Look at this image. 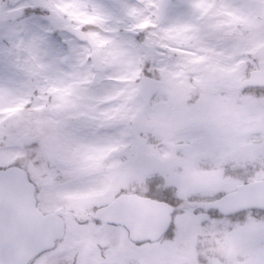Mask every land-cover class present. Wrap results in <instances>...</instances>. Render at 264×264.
Listing matches in <instances>:
<instances>
[{
    "label": "snow or ice",
    "instance_id": "1",
    "mask_svg": "<svg viewBox=\"0 0 264 264\" xmlns=\"http://www.w3.org/2000/svg\"><path fill=\"white\" fill-rule=\"evenodd\" d=\"M41 10L48 23L20 36L0 69V264H96L93 243L111 255L100 241L114 243L133 213L121 184L161 144L240 132L246 108L264 156V0H25L10 11L28 26ZM257 176L264 168L241 182ZM160 183L149 180L146 198L173 209L164 239L174 240L179 202L156 194ZM230 218L252 233L240 250L264 264V209Z\"/></svg>",
    "mask_w": 264,
    "mask_h": 264
},
{
    "label": "rangeland",
    "instance_id": "2",
    "mask_svg": "<svg viewBox=\"0 0 264 264\" xmlns=\"http://www.w3.org/2000/svg\"><path fill=\"white\" fill-rule=\"evenodd\" d=\"M109 1V7L116 3V0ZM21 2L25 0H0V69L4 67L7 49L18 43L20 36H26L29 29L38 24L48 23L46 18L40 17L28 26L23 20L9 21L7 15L12 10V4L16 3L17 6ZM29 2H38V0H29ZM43 2L57 5L67 3L68 0H43ZM99 2L108 4L106 0ZM176 3H179V0ZM231 137L232 134L226 135L211 146L195 145L191 140L184 139L178 140L175 147L163 144L160 146V154L175 178L176 195L187 198L188 195L198 193V197L206 198L213 197L218 191L233 189L231 186L212 187L206 184L205 174L200 171L201 165L205 162L224 163L226 157L233 154L240 171L257 170L258 164L249 161L252 158L263 157L257 145L244 137L243 131L234 138ZM184 217L186 216L183 215L178 220L176 238L164 245L138 248L130 245L124 237H121V242L114 243L101 240V248L109 244L113 247L112 254L102 260L109 264H252L251 257L240 250L241 243L252 235L248 229L242 228L233 221L205 222L204 219L199 218L202 215ZM90 247L96 250L98 245L93 243Z\"/></svg>",
    "mask_w": 264,
    "mask_h": 264
},
{
    "label": "flooded vegetation",
    "instance_id": "3",
    "mask_svg": "<svg viewBox=\"0 0 264 264\" xmlns=\"http://www.w3.org/2000/svg\"><path fill=\"white\" fill-rule=\"evenodd\" d=\"M108 2L107 5H110V1L106 0ZM177 0H174L173 2L176 3ZM131 3H136L137 0H130ZM16 7V3L12 4V9ZM50 13H48L46 10H41L39 13L40 18H47ZM15 13H9L7 15L9 21H16ZM21 21L20 19H18ZM67 36H71V34L66 33ZM59 37V35H58ZM248 109H244L241 111L236 123L235 127L240 129L244 132V137L248 139V136L251 134V129L249 128V125L246 120ZM239 133V132H238ZM238 133H229L227 135L232 134L231 138H234L235 135ZM229 138V137H228ZM162 146V144H161ZM255 156V154L253 155ZM158 159L161 161V163H157L156 161L152 164L151 167H148L144 169L141 172L132 174L128 179H126L121 184V189L125 191L126 197H129V203L131 204L133 208V213L130 217V225H135L136 228L140 231V228L137 227V220L140 219H152L156 216L154 215V212L152 211L154 203L157 202L155 199L149 200L147 199V195L149 194V187L148 182L152 177H157L161 181L160 186L157 190L158 194L160 191H163L164 189H171L174 191L175 199L179 202V209L178 211L181 213L176 218V223H178V220L184 215L188 218L195 217L196 212L199 211V217L202 215V217H199L201 220L204 219L205 222L209 219L210 212L209 209H216L218 208L223 213V219L219 220H211L214 221H232L230 216L231 214H225L219 207L218 202L221 200H215V197L219 193H225L226 196L231 195L232 193H235L238 191L239 187L247 186L244 183H242V179L247 178V176L251 173V171L248 169L241 170L237 168L236 159L234 158L233 154L226 157L224 163H207L205 162L203 165H201L200 171L205 174V177L207 179L208 185L212 187H224V186H231L233 189L230 191H218L213 197H198L197 194L188 195L187 198L179 197L177 194L176 184H175V178L173 175V172H171L166 165L164 157L159 154ZM207 161V160H205ZM249 161L252 164H258V168H264V156L263 157H257L249 159ZM257 168V169H258ZM231 181V183H229ZM264 181V177L262 178H256L253 183ZM211 201V203H209ZM158 203V202H157ZM166 209L171 213V218L173 220V209L168 207L166 204ZM248 211L249 216L255 215L259 216L261 210H255V209H246ZM239 212V211H238ZM237 213V212H234ZM184 217V218H186ZM121 237H124L126 241L138 248H142L144 246H159L164 245L170 242V240L164 239V235L155 241H134L131 238V234L129 229L126 226L121 227L119 238L116 240L118 242H121ZM93 252V259L98 261L96 264H109L106 263L104 260H102L101 255L99 254V251H96L94 248L90 247ZM188 264V263H186Z\"/></svg>",
    "mask_w": 264,
    "mask_h": 264
},
{
    "label": "water",
    "instance_id": "4",
    "mask_svg": "<svg viewBox=\"0 0 264 264\" xmlns=\"http://www.w3.org/2000/svg\"><path fill=\"white\" fill-rule=\"evenodd\" d=\"M157 163H161L156 160ZM129 199V197H127ZM255 206V207H253ZM218 207L225 213L231 214L241 209H264V181L251 185L242 186L234 194L227 196L218 203ZM155 218L137 220V227L131 226L130 222L126 226L134 241H155L160 239L171 222V213L164 204L155 203L152 208Z\"/></svg>",
    "mask_w": 264,
    "mask_h": 264
}]
</instances>
